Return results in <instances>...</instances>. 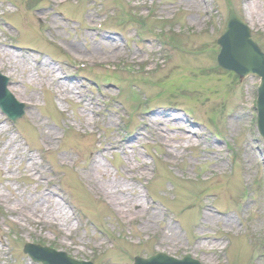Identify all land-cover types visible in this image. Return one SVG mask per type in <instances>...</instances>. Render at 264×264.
Masks as SVG:
<instances>
[{
    "label": "rangeland",
    "instance_id": "1",
    "mask_svg": "<svg viewBox=\"0 0 264 264\" xmlns=\"http://www.w3.org/2000/svg\"><path fill=\"white\" fill-rule=\"evenodd\" d=\"M186 1L0 0V73L26 107L16 124L0 109V264H34L26 243L264 264L259 79L216 63L225 0ZM228 1L264 51V0ZM167 27L180 45L155 40Z\"/></svg>",
    "mask_w": 264,
    "mask_h": 264
},
{
    "label": "water",
    "instance_id": "2",
    "mask_svg": "<svg viewBox=\"0 0 264 264\" xmlns=\"http://www.w3.org/2000/svg\"><path fill=\"white\" fill-rule=\"evenodd\" d=\"M221 52L218 56L219 65L229 71H234L241 78L255 75L261 78L262 85L259 89L258 99V131L264 139V54L253 41L249 27L241 21L233 8L229 5V17L226 29L220 41ZM4 84L0 80V106L11 119H15V109L11 108L12 100L5 94ZM21 112V111H20ZM33 260L44 264H75L65 258L63 254H54L46 250L29 248L26 250ZM78 264V263H76ZM82 264V263H81ZM133 264H200L187 257L177 261L164 255H157L148 260L136 259Z\"/></svg>",
    "mask_w": 264,
    "mask_h": 264
},
{
    "label": "bare ground",
    "instance_id": "3",
    "mask_svg": "<svg viewBox=\"0 0 264 264\" xmlns=\"http://www.w3.org/2000/svg\"><path fill=\"white\" fill-rule=\"evenodd\" d=\"M186 3L190 6V7H198V8H201V6H203L204 5V3H203V0H187L186 1ZM256 4V3H255ZM256 8H258V7H256ZM256 11H257V13L261 16V13L257 10V9H255ZM103 42H109V43H111L112 42V39H105ZM101 46L99 47L100 49H101V47L103 48V47H106V45L104 44V45H102V43L100 44ZM87 119H90V117L88 116L87 117ZM125 187H127L126 186V184H125ZM129 187V186H128ZM127 187V188H128ZM142 204V200L140 199V197H138L136 200H135V202H132V203H130L129 205H130V207L131 206H139L140 207V205ZM52 211V210H51ZM53 214H57L56 213V211H54L53 210V212H52V215ZM61 220V219H60ZM65 221V220H64ZM69 220H67V222H68ZM150 224V223H149ZM148 225V224H147ZM171 230H173V229H171V228H169L168 229V231H171Z\"/></svg>",
    "mask_w": 264,
    "mask_h": 264
}]
</instances>
